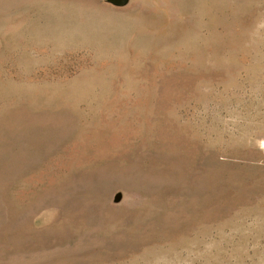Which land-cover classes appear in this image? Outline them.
Masks as SVG:
<instances>
[{
	"label": "rangeland",
	"instance_id": "rangeland-1",
	"mask_svg": "<svg viewBox=\"0 0 264 264\" xmlns=\"http://www.w3.org/2000/svg\"><path fill=\"white\" fill-rule=\"evenodd\" d=\"M0 264H264V0H0Z\"/></svg>",
	"mask_w": 264,
	"mask_h": 264
}]
</instances>
